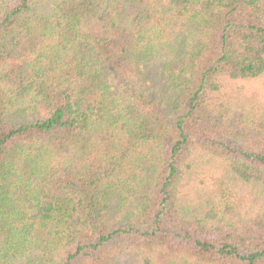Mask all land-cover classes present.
<instances>
[{
    "label": "trees",
    "instance_id": "obj_1",
    "mask_svg": "<svg viewBox=\"0 0 264 264\" xmlns=\"http://www.w3.org/2000/svg\"><path fill=\"white\" fill-rule=\"evenodd\" d=\"M264 0H0V264H264Z\"/></svg>",
    "mask_w": 264,
    "mask_h": 264
},
{
    "label": "rangeland",
    "instance_id": "obj_2",
    "mask_svg": "<svg viewBox=\"0 0 264 264\" xmlns=\"http://www.w3.org/2000/svg\"><path fill=\"white\" fill-rule=\"evenodd\" d=\"M241 89L242 95L249 97L250 95L255 98L264 99V78L257 81L240 82L234 84L232 87Z\"/></svg>",
    "mask_w": 264,
    "mask_h": 264
}]
</instances>
